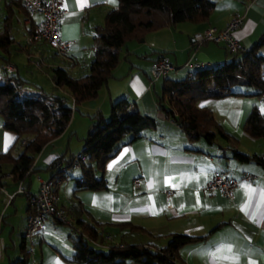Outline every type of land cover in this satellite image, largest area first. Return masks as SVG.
Returning <instances> with one entry per match:
<instances>
[{
	"label": "crops",
	"instance_id": "obj_1",
	"mask_svg": "<svg viewBox=\"0 0 264 264\" xmlns=\"http://www.w3.org/2000/svg\"><path fill=\"white\" fill-rule=\"evenodd\" d=\"M212 1L215 6L204 22L165 26L146 33L140 41L136 40L138 43L129 41L120 52L117 71L112 72L98 97L79 106L81 111L73 112L63 133L37 155L34 167L41 169L61 156L63 150L68 151L74 138L82 143L70 152L80 154L83 138L93 125L92 114L100 110L107 117L109 105L119 98H126L133 109L158 121L155 129L145 130L140 138L130 141L127 136L117 144L116 155L106 162L103 172L96 174L105 179V189L75 192L80 173L71 176L66 171L68 177L56 189L58 203L66 212L65 220L48 219L41 231L28 238L30 242L25 239L31 251L30 264H81L72 260L69 238L74 231L79 232L75 223L78 218L96 225L102 233V238L92 242L97 250L106 251L109 246L124 244L163 247L171 234L178 233L204 236L199 242L180 248L184 264H264V166L253 159L240 160L235 155H257L264 159V139L253 138L242 128L253 107L264 115V100L256 95V88L243 85L235 88L242 94L198 101L197 106L207 108L230 138L216 134L212 143L203 139L190 141L158 107L157 94L164 78L151 77L152 66L159 57L175 65L166 77L180 80L191 77L202 67L230 62L255 46L264 34V0ZM62 2L59 36L70 42L65 56L58 55L44 41L28 45L26 37L41 17L28 15L20 0H0V34L9 37L8 50L0 47L2 68L6 72L19 75L12 58L24 57L28 66L40 71L62 67L73 77H81L77 76L81 72L89 73L98 45L96 28L103 25L106 14L117 6V0ZM234 15L242 17L241 26L233 32L243 47L241 54L228 53L221 44L197 45L193 41L194 33L208 26L222 28ZM258 53L264 57V42ZM188 61L191 65L185 67ZM34 85L36 89H44ZM54 88L59 87L53 84ZM16 138L15 133L4 128L0 117V152L10 149ZM53 144L59 147L51 148ZM58 167L64 169L66 165L60 163ZM220 169L238 180L233 199L204 188ZM32 173L22 186L28 191L35 187L37 192L38 178L34 180ZM245 173L251 178L244 179ZM136 179L140 180L136 182ZM8 186L13 188L0 191L5 199L0 215V264H9L20 255L24 234L20 233V238L19 233L14 235L15 220L5 219L10 206H14V214L18 212L19 195L24 196L19 207L25 212L24 224L28 216L26 196L17 193V186Z\"/></svg>",
	"mask_w": 264,
	"mask_h": 264
},
{
	"label": "trees",
	"instance_id": "obj_2",
	"mask_svg": "<svg viewBox=\"0 0 264 264\" xmlns=\"http://www.w3.org/2000/svg\"><path fill=\"white\" fill-rule=\"evenodd\" d=\"M214 6L212 0H117V6L106 14L103 25L96 28L98 45L89 73L73 77L62 67L52 68L54 86L64 87L72 103L57 94L28 93L25 79L5 72L0 80V117L4 128L15 133L17 138L10 149L0 152V191L8 185L17 186L35 170H45L51 171L48 180L56 194L60 182L68 177L66 171L72 168L75 156L67 159L64 169L58 167L64 160L63 156L54 159L44 169L34 167L35 159L46 144L63 133L73 112L79 111V106L98 97L99 90L106 85L119 64L120 52L125 44L165 26L181 22H204ZM8 40V36L0 34V47L6 51ZM263 42L264 34L253 48L240 57L197 69L191 77L180 80L164 77L161 91L157 94L159 109L181 128L190 141L203 139L212 143L216 134L230 138L215 122L212 113L205 107H198L197 102L206 98L242 94L235 89L242 85L256 88V95L263 93L264 57L258 53ZM91 118L95 123L83 138L84 148L80 155L86 156V160L78 159L80 178L76 179L75 192L105 189V179L96 174L103 172L106 162L116 155L117 144L127 136L130 141L140 138L145 130L155 129L158 123L155 117L133 109L126 98L111 102L109 120H105L100 110L92 114ZM242 128L251 137L264 139V115L257 107L248 113ZM17 150L19 152L15 154ZM235 155L240 160L253 159L264 166V159L260 156ZM24 195L28 215L32 212V194L28 191ZM75 223L79 232L74 231V234L69 235L73 248L72 260L81 264H184L179 255L180 248L204 238L174 233L163 247L124 244L112 245L102 251L92 246V242L102 238L96 225L80 218ZM22 238L20 255L9 264H30L31 251L26 247L25 235Z\"/></svg>",
	"mask_w": 264,
	"mask_h": 264
},
{
	"label": "built area",
	"instance_id": "obj_3",
	"mask_svg": "<svg viewBox=\"0 0 264 264\" xmlns=\"http://www.w3.org/2000/svg\"><path fill=\"white\" fill-rule=\"evenodd\" d=\"M22 7L28 15H38L40 21L33 24L31 31L26 37L28 45H32L41 41L46 42L54 51L65 56L69 49L70 42L63 40L59 36V25L62 18L64 8L62 0H20ZM242 24V17L234 15L222 28L208 26L202 31L192 35L193 41L197 45L212 42L215 44L224 45L228 53H240L243 47L234 37L233 32ZM190 61L184 64L185 67L190 66ZM9 69V66H7ZM175 69V65L170 63L166 58L159 57L155 60L152 69L151 77H166V75ZM260 98L264 100V92L260 94ZM78 159L86 160L84 155H76L73 160V168H78ZM244 179H250L251 175L245 173ZM140 179H136L138 182ZM238 180L231 176L225 169H220L214 172L210 179L204 185V188L210 192H216L222 196L233 199L234 190ZM22 186V182L17 185V193L27 194ZM169 194V192H167ZM12 197V196H11ZM30 204L32 212L27 216V222L24 235L26 238L32 237L37 232L41 231L48 219L57 221L65 220V210L58 203V197L53 192V185L49 180L38 179V189L36 194L30 195Z\"/></svg>",
	"mask_w": 264,
	"mask_h": 264
},
{
	"label": "rangeland",
	"instance_id": "obj_4",
	"mask_svg": "<svg viewBox=\"0 0 264 264\" xmlns=\"http://www.w3.org/2000/svg\"><path fill=\"white\" fill-rule=\"evenodd\" d=\"M140 41V40H138ZM138 41H131L132 43L136 42L138 43ZM131 42H127L125 45H129ZM141 45V44H140ZM125 50V46L123 47V49L121 50L122 52ZM149 54H152L151 51L148 52ZM2 57H0V80L3 79L4 77V74H5V70L4 68H2V63H3V60L1 59ZM13 62L15 63V65L18 67V74L27 80L28 84H26V88L27 90H31L30 92L32 93L33 92H45V93H48V94H57V95H60V96H64L68 102H71L72 103V99L71 97L69 96L68 92L66 91V89L64 87H59V88H54L53 89V83H51L52 79H51V70L48 72L47 69L43 68V71H40L38 69H35L31 66H28L27 65V62L25 60L24 57H21L20 60L19 58L16 59V57H13L12 58ZM13 63V64H14ZM117 68V66H116ZM116 69L113 70V72L115 71ZM117 71V70H116ZM7 73L9 75L12 74V72L10 71H7ZM13 74H16V72H14ZM85 73L81 72L79 75L77 76H84ZM186 78V76H184L182 79ZM160 80L162 81V78H160ZM176 80V79H174ZM179 80V79H178ZM161 83V82H160ZM34 84H37V85H40V86H43V90L41 89H36L35 85ZM243 86V85H242ZM241 86V88H242ZM250 89H252V87H248ZM210 89L211 90H214V87L213 86H210ZM109 108H110V105H109ZM81 111V110H79ZM78 110L76 111V113L79 112ZM103 114V113H102ZM88 117V116H87ZM105 120H109V115L107 117H104ZM95 123V120L93 119V124ZM82 141H79L77 138L73 139L72 141V144L70 146V149L68 151H62L61 153V156H63L64 160L62 161V164L65 166L67 165V159H69L70 157H73V156H76L78 155L77 153H72L73 152V148H77V144H81ZM59 147L58 145L56 144H53L51 146V148H57ZM72 150V152H70ZM72 153V154H71ZM80 153V151H79ZM46 166L44 165V167H42L41 169H44ZM70 172V175L71 176H76V174L80 173V168H71L68 170ZM33 175V178L34 180L35 179H43V180H48L49 176H51V172L50 171H45V170H39V171H35L32 173ZM6 179V178H5ZM5 188H8V189H11L13 188V186H6ZM62 187L60 189V196L62 195ZM71 189H73V187H71ZM13 190V189H12ZM30 194L34 195L36 194V188L33 187V190L32 191H29ZM24 198V196H17V207H18V212L14 214V206H10L9 208V211L5 214V219L8 218V219H14L15 220V230H14V235L17 234V233H21L22 235L24 234L25 232V227H26V224L25 223V212L24 210L21 211V209L19 210V207H21L20 203H21V200ZM4 203H5V199L3 198V195L0 194V215L2 213V208L4 206ZM9 214H13L14 216L12 215H9ZM19 235V238L22 236V235ZM17 237V236H16ZM27 239V242H30V240L28 238Z\"/></svg>",
	"mask_w": 264,
	"mask_h": 264
}]
</instances>
